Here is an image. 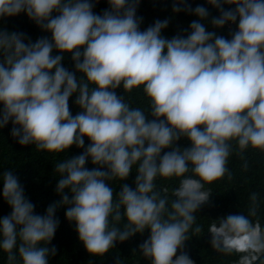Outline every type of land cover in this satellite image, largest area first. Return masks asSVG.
Wrapping results in <instances>:
<instances>
[{"label": "clouds", "instance_id": "clouds-1", "mask_svg": "<svg viewBox=\"0 0 264 264\" xmlns=\"http://www.w3.org/2000/svg\"><path fill=\"white\" fill-rule=\"evenodd\" d=\"M100 2L0 0V18L24 13L46 33L33 41L0 29V129L11 124L10 136L37 152L80 150L56 162L59 199L43 214L12 169L0 172L11 209L0 218V250L8 264H50L64 209L91 257L147 231L138 250L149 264H195L184 249L188 233L202 231L206 186L230 176L233 143L264 151V0H172L173 16L195 18L171 37L168 17L142 29L141 0H105L97 13ZM134 91L146 108L126 99ZM172 178L170 199L156 181ZM250 200L247 215L208 227L211 248L238 254L237 264L264 257V227L251 219L258 194Z\"/></svg>", "mask_w": 264, "mask_h": 264}, {"label": "trees", "instance_id": "trees-1", "mask_svg": "<svg viewBox=\"0 0 264 264\" xmlns=\"http://www.w3.org/2000/svg\"><path fill=\"white\" fill-rule=\"evenodd\" d=\"M189 2L195 6L205 3V0H189ZM171 4L172 0H141L137 15L143 17L142 29L155 19L166 17L170 18V25L163 33L165 36L171 37L182 28H186L195 17L184 13L173 16ZM107 6L105 0H101L95 11L100 13ZM215 14L213 11V15ZM0 29L24 32L33 41L46 35L24 13L14 17L0 18ZM221 34L226 35L227 28ZM64 63L71 66L67 56ZM120 91L122 90H118V92ZM126 99L134 107L146 108L147 106L143 93L140 91H134ZM70 106H72L71 101ZM72 111L75 113L78 109L72 106ZM10 129L11 124L0 129V172L12 169L23 185L26 196L35 204V211L43 214L50 203L59 199L55 192L57 178L54 177L56 175L54 167L56 162L64 159L67 155L78 154L80 150L73 147L69 153L37 152L34 146H20L10 136ZM180 144L187 146L188 142L182 140ZM87 166L90 168L91 164L89 163ZM227 167L230 176L226 174L220 180L206 186L211 190L209 201L196 213V223L201 226L202 231L200 233L190 231L188 233L189 240L185 242L184 250L195 264H237L238 254L225 255L211 248L208 227L214 220L229 214L247 215L252 193L258 194V208L256 217H251V219L253 221L258 219L261 226L264 227V151L248 148L241 153L233 143V151L229 156ZM133 171L126 182L134 187L135 169ZM156 183L158 189H168V196L171 199V193L178 187L179 179H158ZM119 184V181L113 183V187L117 191ZM0 190H2V184H0ZM10 211L11 209L0 197V218L8 215ZM57 217L60 220V225L51 241V245H55L57 249V254L50 258V264H118V261L120 264H149L138 250L139 244L149 235L147 231L143 235L136 234L123 243H117L115 248L110 249L109 253L104 256L91 257L80 243L75 225L65 219L64 209L58 210ZM194 227L195 225H193ZM261 262H264V257H261V261H258L257 264H261ZM0 264H8L7 254L2 250H0Z\"/></svg>", "mask_w": 264, "mask_h": 264}]
</instances>
